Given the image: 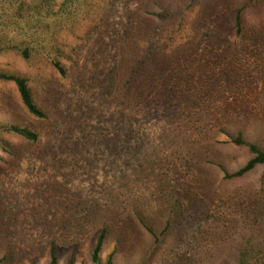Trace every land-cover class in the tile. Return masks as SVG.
<instances>
[{
	"label": "rangeland",
	"instance_id": "374dc122",
	"mask_svg": "<svg viewBox=\"0 0 264 264\" xmlns=\"http://www.w3.org/2000/svg\"><path fill=\"white\" fill-rule=\"evenodd\" d=\"M54 1L58 9L65 0ZM129 1L99 0L101 13L93 17L94 21L89 18L74 31L61 32L59 40L66 43L62 45L66 51L62 59L68 71L66 78L38 57L27 62L14 51L0 54V68L27 77L36 100L50 116L49 120L32 117L16 87L0 82V124L27 126L40 135L37 144L7 137L18 158L10 157L0 148L1 170L9 173L5 177L8 194L4 192L3 197L8 196L12 207L21 208L19 200L28 196L31 199L35 194L39 200L34 203L39 201L42 216L49 213L56 218L73 201L75 152L53 153L48 149L49 144L63 140L58 134L57 119L77 121L75 100L81 98L82 81L89 76L86 68L94 63L95 36L101 33L99 30L104 29L107 35L113 29L111 26L122 9L117 5ZM249 1L134 0L133 5L129 3L134 32L121 59L119 83L126 80L132 63L153 34L167 35L181 28L183 39L164 56L166 69L172 70L179 58L189 59L197 70L198 88L209 101L206 105L229 108L223 118L229 123L230 134H241L247 142L264 149V2L244 11L242 32L236 26L239 9ZM164 12L170 14L169 19L163 21L156 17ZM209 86L215 91L211 96L206 92ZM223 139L219 137L216 144L214 139L198 152V163L190 166L187 173L183 169L186 178L177 185L161 190L154 183L151 196L148 191H142L127 200L126 208L119 213L123 221L107 235L103 260L116 251L115 264H237L243 249L264 248V166L240 179L225 180L222 169L232 174L243 168L252 156L245 148L219 145L218 141ZM28 156L41 161L34 170L39 178L32 183L28 182L29 171L16 170L21 168L18 159L23 161ZM42 201L45 205L41 207ZM175 202L176 217L172 229L165 233L170 208ZM31 206L28 199L24 211L9 221L14 231L31 236L23 243L19 264H30L28 258L38 257L41 250L44 255L37 264H50L53 241L58 244V264H69L71 260L74 264H93L91 253L102 232L103 219H96V225L91 226L78 248L72 243V234L57 233L62 236L60 240L52 237L39 243L38 234H43L48 226L39 221L38 225L43 224L36 232L38 225L32 221ZM140 216L160 235L158 245L142 225ZM4 248L5 242L0 238V256Z\"/></svg>",
	"mask_w": 264,
	"mask_h": 264
},
{
	"label": "trees",
	"instance_id": "16d2710c",
	"mask_svg": "<svg viewBox=\"0 0 264 264\" xmlns=\"http://www.w3.org/2000/svg\"><path fill=\"white\" fill-rule=\"evenodd\" d=\"M90 1L93 4H89ZM263 2L250 0L239 9L236 18L239 32L243 30L244 11ZM129 3L133 5L134 0L117 5L122 9L107 35L102 29L95 36L94 63L86 68L89 76L82 81L81 98L75 100L77 121L57 119L58 134L63 136V140L49 144L48 149L53 153L75 152L74 199L65 206L63 215L55 218L47 213L42 216L39 201L34 203L39 200V195L35 194L31 199L28 196L19 200L21 208L12 207L8 196L3 197L4 192L8 194L9 185L5 184L8 181L5 177L9 173L4 174L0 166V238L5 242L0 264H19L23 243L31 238L28 233L16 232L9 226V221L24 211L28 199L32 204V221L37 225L42 221L48 226L43 234H38L39 243L52 237L60 240L62 236L57 233L72 234V243L78 248L82 245V238L90 233L91 226L96 225V219H103L100 222L103 229L92 250L91 260L93 264H115L116 251L106 260H103L102 253L107 235L123 221L119 213L126 208L127 200L134 198L135 194H142V191H148L151 196L154 183L161 190L177 185L186 178L189 167L198 163V152L214 139L216 144L219 137L224 138L218 141L219 145L245 148L252 156L243 168L232 174L222 169L225 180L240 179L264 166L263 148L247 142L241 134H230L229 123L223 118L229 108L218 106L217 113L216 106L206 105L209 101L205 100L206 95L201 93L200 86L198 88L197 70L189 59L179 58L172 70L166 69L164 56L183 39L180 38L181 28L167 35L153 34L132 63L126 80L119 83L121 59L134 32ZM100 11L99 0H65L58 9L54 0H0V54L14 51L27 62L38 57L66 78L68 71L62 61L66 53L62 45L66 43L59 40L61 32L66 29L74 31L89 18L94 21L93 17L100 15ZM91 12L95 15L91 16ZM156 17L165 21L170 14L164 12ZM0 82L16 87L24 108L32 117L50 119L46 108L36 100L27 77L0 68ZM206 92L211 96L215 91L209 86ZM7 137L32 144L40 140L38 132L30 127L0 124V148L12 158H18L17 150L13 149ZM39 162L28 156L23 161L18 159L17 164L21 168L12 169L29 171L28 182L32 183L39 178V174L34 175ZM44 205L42 201L40 206ZM176 205L175 202L170 208L165 233L172 229ZM140 221L158 245L160 235L146 218L140 216ZM42 224L37 226L36 232ZM39 253L34 259L28 258L30 264H37L44 251ZM57 253L58 244L53 241L50 264H58ZM69 264H74V261ZM237 264H264V248L243 249Z\"/></svg>",
	"mask_w": 264,
	"mask_h": 264
}]
</instances>
